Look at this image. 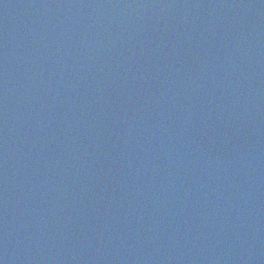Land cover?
Returning <instances> with one entry per match:
<instances>
[{
	"label": "water",
	"instance_id": "1",
	"mask_svg": "<svg viewBox=\"0 0 264 264\" xmlns=\"http://www.w3.org/2000/svg\"><path fill=\"white\" fill-rule=\"evenodd\" d=\"M0 264H264V0H0Z\"/></svg>",
	"mask_w": 264,
	"mask_h": 264
}]
</instances>
